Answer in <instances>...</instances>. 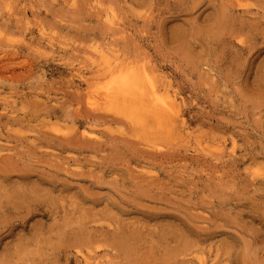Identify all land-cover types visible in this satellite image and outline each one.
Returning a JSON list of instances; mask_svg holds the SVG:
<instances>
[{
    "label": "rangeland",
    "instance_id": "1",
    "mask_svg": "<svg viewBox=\"0 0 264 264\" xmlns=\"http://www.w3.org/2000/svg\"><path fill=\"white\" fill-rule=\"evenodd\" d=\"M0 264H264V0H0Z\"/></svg>",
    "mask_w": 264,
    "mask_h": 264
},
{
    "label": "bare ground",
    "instance_id": "2",
    "mask_svg": "<svg viewBox=\"0 0 264 264\" xmlns=\"http://www.w3.org/2000/svg\"><path fill=\"white\" fill-rule=\"evenodd\" d=\"M100 57H101V55H100ZM108 57H104L103 59L105 60V59H107ZM116 58V57H115ZM102 59V58H101ZM121 59V58H120ZM119 59V60H120ZM123 59V58H122ZM109 60V59H108ZM107 60V61H108ZM118 60V61H119ZM116 61V60H115ZM120 61H122V63H124V61L123 60H120ZM100 62H102V60L100 61ZM99 62V63H100ZM106 62V61H105ZM129 62V60H127V62L126 63H128ZM104 63V62H103ZM111 63H112V61H111ZM118 63V62H117ZM117 63H116V68H117ZM130 63V62H129ZM119 64V63H118ZM131 64V63H130ZM130 64H127V66H125V67H127L128 68V65H130ZM133 65H134V63H132ZM102 65V64H101ZM100 65V66H101ZM107 65H111V64H107ZM132 65V66H133ZM135 66V65H134ZM98 67V66H97ZM103 67H104V65H103ZM112 68H113V66H111ZM125 67H121L122 69H125V70H127ZM99 68V67H98ZM97 68V69H98ZM139 68V67H138ZM121 69V70H122ZM139 69H141V67L139 68ZM142 69H143V72H144V68L142 67ZM102 70H103V68H102ZM114 70H116L115 68H114ZM135 70H136V67H135ZM98 71H100V69L98 70ZM122 71H124V70H122ZM101 73L103 72V71H100ZM105 72V71H104ZM115 72V71H114ZM113 72V73H114ZM147 72V71H146ZM113 73H112V71H109V74H111V75H113ZM94 74H96V73H94ZM104 74V73H103ZM103 74H99L100 76L101 75H103ZM106 74H107V72H106ZM106 74L104 75V78L106 77ZM115 74V73H114ZM147 74V73H146ZM98 75V76H99ZM148 75V74H147ZM97 77V76H96ZM144 77V76H143ZM91 78H94L95 79V77L94 76H92ZM100 79L102 78V77H99ZM99 79V80H100ZM150 78H148V80H149ZM98 80V81H99ZM104 80V79H103ZM144 81V79H141L140 77H139V75L138 74H135L134 72H132V71H126V72H124V73H120V74H117L116 76L114 75V76H111V79H110V81H109V83H108V86H106V88L101 92V90H100V92L101 93H99L97 96H94L95 94L94 93H91V94H94L93 96L94 97H96V99H98L99 97V95H100V97L101 98H103V99H105V101L107 100V99H109L110 97H112V96H115L116 98H117V100L115 101V103H114V109H115V111H118V112H121V111H123V109L125 108V109H129L130 107H132L135 103H140V104H142V105H147V104H150V106L152 107V111H153V113L155 114V115H158V117H160V116H164V115H166L165 113H167V114H169V113H171V111L173 110L172 109V106H171V103H170V101H169V99H167V97H165V101L164 102H162V98H159L158 96H157V93L158 92H160L159 90H158V92H157V90L155 89V87L152 85V83L150 84V85H148L149 87H148V89H143L144 87V85H143V81ZM91 81L92 80H90L89 82H90V85L92 86H94L95 88H97V83H98V81H97V83H95V81H94V83H95V85L94 84H91ZM151 81V80H150ZM89 82L87 83V84H89ZM102 83H103V81H101ZM151 82H153V80L151 81ZM100 83V82H99ZM98 83V84H99ZM103 85V84H102ZM146 85V84H145ZM88 86V85H87ZM155 86H156V82H155ZM88 88H90V87H88ZM99 88V87H98ZM97 88V90L99 91V89H103V88H99L98 89ZM159 88V87H158ZM89 90V89H88ZM86 91H87V89H86ZM92 92H96V91H94L93 89L91 90ZM147 91V92H146ZM163 92V91H162ZM85 93V92H84ZM83 93V95H81V97L82 96H85V94H87V93H85L84 94ZM98 93V92H97ZM89 94V93H88ZM87 94V95H88ZM169 95V94H168ZM170 96V95H169ZM80 97V98H81ZM90 97V96H89ZM172 97V96H171ZM101 98H99V99H101ZM147 98V99H146ZM79 99V98H78ZM77 99V100H78ZM171 99V98H170ZM76 100V101H77ZM80 100H82V99H80ZM171 100H173V99H171ZM100 101V100H99ZM98 101V102H99ZM80 102H82L83 103V100L82 101H79V103ZM85 102V101H84ZM101 103H102V100L100 101ZM99 102V103H100ZM174 102V101H173ZM98 103V104H99ZM100 103V104H101ZM85 104V103H84ZM83 104V105H84ZM88 104H91V105H95V101H93V100H90V102L88 101L87 102V106H88ZM99 104V105H100ZM103 104V103H102ZM98 105V106H99ZM85 106V105H84ZM144 106H142L143 108H144ZM93 107V106H92ZM175 107V106H174ZM86 108H88V110L90 109V107H86ZM85 108V109H86ZM87 110V109H86ZM90 110H92V109H90ZM97 111V110H96ZM149 111V110H148ZM94 112H95V110H94ZM99 112V111H98ZM132 112H134V110L132 111ZM93 113V112H92ZM105 113V111L103 112V114ZM110 113V112H109ZM102 114V113H101ZM106 114V113H105ZM111 115H112V113H110ZM139 114H141V113H139ZM174 114V113H173ZM109 115V114H108ZM172 115V114H171ZM96 116V115H95ZM116 116V115H115ZM76 117V116H75ZM74 117V118H75ZM92 117H94V116H92ZM101 117V116H100ZM109 117V116H108ZM112 117L114 118L113 120H115L114 122L115 123H117L118 122V120L116 121V117H114L113 115H112ZM97 117H95V119H96ZM99 119V118H98ZM118 119V118H117ZM73 120H75V119H73ZM90 120H92V118L90 119ZM102 120H103V118H102ZM101 120V121H102ZM112 120V121H113ZM119 120H120V117H119ZM155 120V119H154ZM157 120V119H156ZM109 121H111V118H110V120ZM121 121V120H120ZM103 123H104V121H102ZM101 122V123H102ZM106 122V121H105ZM113 122V123H114ZM122 122L124 123V121L122 120ZM122 122H121V124H122ZM102 123V124H103ZM120 123V122H119ZM129 123V122H128ZM147 123V122H146ZM125 124H126V122H125ZM140 125V124H139ZM132 127V126H131ZM145 127V126H144ZM154 128V127H153ZM130 130V129H129ZM135 130V129H134ZM132 131H133V128H132ZM151 132V131H150ZM83 135H85V134H83ZM152 136V135H151ZM84 137V136H83ZM156 137H158V136H154V137H151L150 139H153V138H156ZM145 138V137H144ZM147 138H149L148 137V135H147ZM159 138V137H158ZM157 138V139H158ZM85 141V140H84ZM149 141V140H148ZM78 141H76V143H77ZM87 141H85V142H83V143H86ZM150 142V141H149ZM75 143V144H76ZM86 144H88V143H86ZM144 144H147V142L146 143H144ZM121 241H124V239H122ZM121 241H118L120 244H121ZM125 242H126V239H125ZM123 243V242H122ZM125 244V243H124ZM116 247H117V242H116ZM126 245V244H125ZM125 245H123V247L125 246ZM120 248L122 247V245H118ZM127 246H129V243H127V245H126V247ZM125 247V248H126ZM124 249V248H123Z\"/></svg>",
    "mask_w": 264,
    "mask_h": 264
}]
</instances>
